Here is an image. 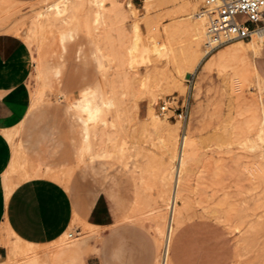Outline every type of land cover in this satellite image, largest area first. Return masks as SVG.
Returning a JSON list of instances; mask_svg holds the SVG:
<instances>
[{"label":"rangeland","instance_id":"rangeland-1","mask_svg":"<svg viewBox=\"0 0 264 264\" xmlns=\"http://www.w3.org/2000/svg\"><path fill=\"white\" fill-rule=\"evenodd\" d=\"M111 1L0 0V32L21 36L28 49L8 92L14 116L0 128L5 198L36 177L58 181L77 202L104 192L119 213L115 227L146 231L159 264L173 185L168 176L177 170L185 135L190 154L178 207L179 229L188 226V259L264 264V148H250L264 128V89L250 58H216L219 49L252 39L216 47L192 73L209 49L207 35L204 42L195 35L201 23L207 31L203 0H150L148 11L145 0H117L127 18ZM87 96L90 112L100 110L97 119L76 107ZM183 105L186 121L176 117ZM150 107L177 134L174 159L167 138L147 119ZM113 229L87 224L75 212L70 228L48 244L2 230L0 264H99L104 235ZM101 252L102 264H113L114 251L103 245Z\"/></svg>","mask_w":264,"mask_h":264},{"label":"crops","instance_id":"crops-1","mask_svg":"<svg viewBox=\"0 0 264 264\" xmlns=\"http://www.w3.org/2000/svg\"><path fill=\"white\" fill-rule=\"evenodd\" d=\"M253 29L254 32L257 31L255 27ZM27 56L28 49L21 36L0 32V128L14 116V98L9 97L8 92L15 89L12 85L20 73L18 68H24L22 63ZM253 64L262 79L260 83L264 89V41L253 57ZM261 100L264 105V93ZM2 157L3 151L0 149V173L3 170ZM75 212L87 224L106 230L114 227L104 235L99 264L103 263V245L114 251L113 264H155L157 251L153 240L139 227L116 228L119 213L104 192L94 200L90 198L77 202L58 181L36 177L18 184L6 199L0 181V232L9 229L26 242L48 244L60 238L70 228ZM187 227L183 225L178 230V237L172 243L170 259L174 264H197L188 259L186 244L183 242L187 238L183 233ZM142 232L143 236H140ZM125 238H129L127 245L122 241ZM2 249L0 248V257Z\"/></svg>","mask_w":264,"mask_h":264},{"label":"bare ground","instance_id":"bare-ground-1","mask_svg":"<svg viewBox=\"0 0 264 264\" xmlns=\"http://www.w3.org/2000/svg\"><path fill=\"white\" fill-rule=\"evenodd\" d=\"M104 1L105 0H93V2L95 4H98L99 6L103 5ZM111 4H112V6H111L112 10L117 11V12L120 11L121 13L120 12L119 13L124 18L128 17L126 15V13H124V11H123L124 9L122 8V6H120L121 3L119 4V2L117 0H112ZM128 6L130 7L132 12H136L137 7H135V5L129 4ZM149 7H150V0H145L144 8L148 11ZM112 10H111V12H112ZM127 14H128V12H127ZM168 29H170V28H168ZM135 30L136 31L138 30V25L135 26ZM195 35L199 41L204 42L205 35H207V31H206V29H204V26L202 23L196 28V34ZM252 36H253V38L247 46H246V44H247L246 42L239 41L233 45L227 46L226 48L219 49L216 53V58L220 61L238 60V59H248L249 60V58H250V60L248 61L250 71L261 82L262 79L259 76V74L257 73V71L254 67V64H253V57L260 50V47L264 41V33L260 32V31H256V32H253ZM206 39H207V41H206L207 43H205V44L207 46H209V49H205L204 53L200 56V58L196 59L194 66H193V69H192V73H194L195 69L197 68V66L200 63V61L202 60V58H204V56L206 54H209V52H211V50L216 48L215 45L211 44L208 41V37ZM89 94H90V91H89ZM76 107L79 109L87 107V108H89V110L94 108V106L92 105V100L90 98H88V96L86 98H84L82 101H79L76 104ZM260 107H261L262 113L264 115V105H263L261 99H260ZM153 109L154 108L150 107V111H148L149 116L147 119L153 128L160 130L162 132V136L167 138L168 145L172 149L171 158L174 159V158H176L177 153H178L177 152V147H178V145H177V134L176 133L175 134L170 133L168 127L164 124V120L161 119L159 117V115L153 111ZM170 127H172V126L170 125ZM174 132H176L175 129H174ZM258 137H259V141L256 145H253L256 143V141H255V143L253 141H251V144H252V147H250V148H252L251 150H253V149L258 150L259 148H264V128H263L262 133L260 135H258ZM249 143H246V144H249ZM186 146H187L186 136L184 135L182 137L181 147H180L179 154H178L177 170L175 173L173 171L169 172L170 176H168V177H170L169 180L171 181V183L173 182L172 183L173 185H171L172 186V190H171V194H170L171 196L168 195L170 197V199H167V200H169L168 207H167L168 208V223L166 226L167 230L166 231L162 230V231L166 232L165 236H164L163 247L167 245L170 247V249H171V245L174 241V238L178 232V229L182 224L180 221V219L182 217V210L179 209V207H180L179 201H180V195H181V191H182V179H183L182 166L184 164V159L185 158L187 159V157L190 154L186 150ZM245 146H247V145H245ZM247 148H248V146H247ZM165 200H163V201H165ZM164 203H166V202H164ZM161 228H162V226H161ZM161 235H162V233H161ZM158 245H159L158 247H160V248L162 247L160 244H158ZM9 262H11V261L9 260ZM169 264H174V263L172 261V262H169Z\"/></svg>","mask_w":264,"mask_h":264},{"label":"built area","instance_id":"built-area-1","mask_svg":"<svg viewBox=\"0 0 264 264\" xmlns=\"http://www.w3.org/2000/svg\"><path fill=\"white\" fill-rule=\"evenodd\" d=\"M262 13L264 0H203L200 9V16L207 23L208 41L216 47L236 40L252 39L254 27L257 31L264 32ZM238 15L242 18L238 19ZM170 104V100L162 102V114L169 112ZM188 114V107L183 105L177 110L176 117L186 121ZM170 253V247L164 246L159 264H169Z\"/></svg>","mask_w":264,"mask_h":264},{"label":"clouds","instance_id":"clouds-1","mask_svg":"<svg viewBox=\"0 0 264 264\" xmlns=\"http://www.w3.org/2000/svg\"><path fill=\"white\" fill-rule=\"evenodd\" d=\"M84 115L89 119H97L100 116V110L97 109V111L95 113L90 112L89 108L85 107L84 108Z\"/></svg>","mask_w":264,"mask_h":264},{"label":"snow or ice","instance_id":"snow-or-ice-1","mask_svg":"<svg viewBox=\"0 0 264 264\" xmlns=\"http://www.w3.org/2000/svg\"><path fill=\"white\" fill-rule=\"evenodd\" d=\"M261 15L264 16V13H262Z\"/></svg>","mask_w":264,"mask_h":264}]
</instances>
